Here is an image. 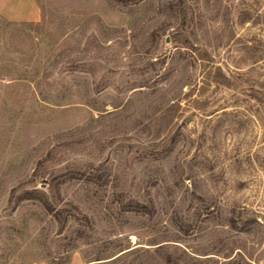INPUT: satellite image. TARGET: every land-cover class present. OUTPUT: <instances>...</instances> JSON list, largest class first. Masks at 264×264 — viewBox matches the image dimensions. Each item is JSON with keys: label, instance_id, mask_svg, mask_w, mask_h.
Returning <instances> with one entry per match:
<instances>
[{"label": "rangeland", "instance_id": "rangeland-1", "mask_svg": "<svg viewBox=\"0 0 264 264\" xmlns=\"http://www.w3.org/2000/svg\"><path fill=\"white\" fill-rule=\"evenodd\" d=\"M36 3L0 19V264H264V0Z\"/></svg>", "mask_w": 264, "mask_h": 264}, {"label": "crops", "instance_id": "crops-1", "mask_svg": "<svg viewBox=\"0 0 264 264\" xmlns=\"http://www.w3.org/2000/svg\"><path fill=\"white\" fill-rule=\"evenodd\" d=\"M0 19L14 23H31L40 19L36 0H0Z\"/></svg>", "mask_w": 264, "mask_h": 264}, {"label": "trees", "instance_id": "trees-1", "mask_svg": "<svg viewBox=\"0 0 264 264\" xmlns=\"http://www.w3.org/2000/svg\"><path fill=\"white\" fill-rule=\"evenodd\" d=\"M34 192L35 191H30V192H27L26 193V197L25 198H27V199H29V198H34ZM46 205H47V203H45ZM98 259H101V258H98Z\"/></svg>", "mask_w": 264, "mask_h": 264}]
</instances>
